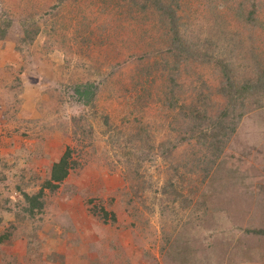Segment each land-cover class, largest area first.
<instances>
[{
    "label": "rangeland",
    "instance_id": "rangeland-1",
    "mask_svg": "<svg viewBox=\"0 0 264 264\" xmlns=\"http://www.w3.org/2000/svg\"><path fill=\"white\" fill-rule=\"evenodd\" d=\"M153 1L0 0V264H264V0Z\"/></svg>",
    "mask_w": 264,
    "mask_h": 264
},
{
    "label": "trees",
    "instance_id": "trees-1",
    "mask_svg": "<svg viewBox=\"0 0 264 264\" xmlns=\"http://www.w3.org/2000/svg\"><path fill=\"white\" fill-rule=\"evenodd\" d=\"M146 1H151V0H146ZM154 7L156 10L159 12H162L164 15H166L170 22L172 23L171 31H172V46L176 48L177 53L179 56L185 55L186 58L191 57L194 55L195 50L191 47L188 46V43L185 42L179 35V31L177 28V25L175 23V17L173 15L171 7L167 3H162L160 0H154ZM252 14L250 12V18L252 17ZM255 14V12H254ZM6 28L3 30H0V38L4 37V35H7ZM189 52L190 55H187ZM220 68L225 72L224 78L228 83V88L229 91L232 93V100L235 102L237 101L238 97H240L241 101L246 99L247 96L254 95L253 93H258V94H264V75H258L257 79L255 81L247 80L244 82H237L232 78L231 75H229V69L228 66L224 65L223 63L219 62ZM81 88H78L76 91L80 95V98L82 97L86 99V103H89L90 100H94V91L91 85L89 84H83V86H80ZM81 90V92H80ZM225 91V89L222 90V93ZM243 103V102H242ZM235 109V108H234ZM239 108H236L233 110V114L229 115L227 112L222 113L219 118H217V124L215 126L216 128H225L224 126L221 125V123L224 124V120L228 119L229 116H232L234 118L235 114L237 113V110ZM234 116V117H233ZM223 120V121H222ZM218 129L214 131V139L211 142V145L213 147H218V144L220 143V140L218 138ZM212 136V137H213ZM206 138V134L204 136ZM71 148L67 147L65 151L63 152L62 156L59 158L57 162H55L52 165L51 168V173L50 176L47 180L44 181V183L41 185V187L38 189L36 194L33 195H28L24 194V199L27 202V210H29L30 213H32L35 209H41L43 207V197L45 195V191L48 190L50 192L55 191V189L58 187V185L63 182L70 170L72 169L73 165L71 162ZM105 215L107 216L106 212ZM114 219V216H112ZM256 233H264V230H256ZM1 240V239H0Z\"/></svg>",
    "mask_w": 264,
    "mask_h": 264
}]
</instances>
